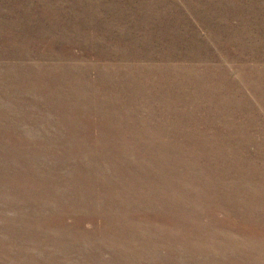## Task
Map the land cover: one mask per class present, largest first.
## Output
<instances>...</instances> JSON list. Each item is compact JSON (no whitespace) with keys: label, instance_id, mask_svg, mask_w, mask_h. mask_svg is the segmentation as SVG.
<instances>
[{"label":"rangeland","instance_id":"rangeland-1","mask_svg":"<svg viewBox=\"0 0 264 264\" xmlns=\"http://www.w3.org/2000/svg\"><path fill=\"white\" fill-rule=\"evenodd\" d=\"M263 170L264 0H0V264H264Z\"/></svg>","mask_w":264,"mask_h":264},{"label":"bare ground","instance_id":"bare-ground-1","mask_svg":"<svg viewBox=\"0 0 264 264\" xmlns=\"http://www.w3.org/2000/svg\"><path fill=\"white\" fill-rule=\"evenodd\" d=\"M239 42V41H238ZM37 68V67H36ZM255 68V67H254ZM10 69V68H9ZM13 69V68H12ZM17 69V68H16ZM33 69V68H32ZM64 69V68H63ZM31 70V69H30ZM34 70H35V68H34ZM10 71H11V69H10ZM9 73V72H8ZM23 76V75H22ZM21 76V77H22ZM168 76V75H167ZM186 76V75H185ZM20 77V76H19ZM20 77V78H21ZM180 77V76H179ZM22 78H24V77H22ZM31 78V77H30ZM33 78V77H32ZM27 79V78H26ZM116 79V78H115ZM176 79V78H175ZM38 81V80H37ZM51 81V80H50ZM176 81V80H175ZM190 81V80H189ZM30 82H31V79H30ZM36 83V82H35ZM68 83V82H67ZM169 83V82H168ZM37 84V83H36ZM29 85V84H28ZM159 85V84H158ZM258 85V84H257ZM36 86V85H35ZM155 86V85H154ZM29 88H31L30 86H29ZM171 88V87H170ZM26 89V88H25ZM33 89V88H32ZM31 89V90H32ZM162 90V89H161ZM28 91V90H27ZM29 92V91H28ZM13 94V93H12ZM139 94V93H138ZM56 95V94H55ZM178 95V94H177ZM9 99V98H8ZM177 99V98H176ZM232 99V98H231ZM51 100H52V97H51ZM132 100V99H131ZM158 101V100H157ZM15 102V101H14ZM53 102V101H52ZM50 103H51V101H50ZM200 103V102H199ZM180 104V103H179ZM184 104V103H183ZM204 104V103H203ZM148 106V105H147ZM232 106V105H231ZM161 107V106H160ZM189 108V107H188ZM204 110V109H203ZM242 114V113H241ZM199 115H201V114H199ZM243 115V114H242ZM244 120V119H243ZM204 121V120H203ZM127 133V132H126ZM135 134V133H134ZM105 135V134H104ZM114 136V135H113ZM105 138V137H104ZM112 145V144H111ZM141 146V145H140ZM108 147V146H107ZM167 148V147H166ZM129 149H130V147H129ZM150 149V148H149ZM163 150V149H162ZM55 151V150H54ZM6 153H8V152H6ZM106 154V153H105ZM58 157V156H57ZM20 158V157H19ZM113 158V157H112ZM33 161V160H32ZM7 162V161H6ZM119 163V162H118ZM7 167H8V165H7ZM120 167V166H119ZM135 167V166H134ZM195 168V167H194ZM103 169V168H102ZM101 169V170H102ZM187 169V168H186ZM10 170V169H9ZM50 170H52V169H50ZM258 170V169H257ZM212 171V170H211ZM264 171V170H263ZM4 172V171H3ZM84 172V171H83ZM192 172V171H191ZM245 172V171H244ZM90 173V172H89ZM132 174V173H131ZM262 174V173H261ZM112 175V174H111ZM247 175V174H246ZM10 176V175H9ZM195 176V175H194ZM104 177V176H103ZM113 177V176H112ZM242 177H243V175H242ZM245 177L246 176H244V179H245ZM249 177V176H248ZM247 178V177H246ZM192 179V178H191ZM240 179V178H239ZM243 179V178H242ZM244 179L243 180H241V182L242 181H244ZM69 181V180H68ZM146 181V180H145ZM251 181H253L252 179H251ZM38 182V181H37ZM88 182V181H87ZM114 182V181H113ZM161 182V181H160ZM240 182V183H241ZM256 182V181H255ZM264 182V181H263ZM21 183V182H20ZM171 183V182H170ZM204 183V182H203ZM224 183V182H223ZM13 184V183H12ZM120 184V183H119ZM186 184V183H185ZM245 184V183H244ZM127 185V184H126ZM103 186V185H102ZM127 187H129V186H127ZM243 187V186H242ZM16 188V187H15ZM89 188V187H88ZM183 188V187H182ZM258 188V187H257ZM244 189V188H243ZM157 190V189H156ZM97 191V190H96ZM100 191V190H99ZM142 191V190H141ZM150 191V190H149ZM262 191V190H261ZM95 192V191H94ZM113 192V191H112ZM215 192V191H214ZM194 193V192H193ZM262 194H263V191L261 192ZM48 194V193H47ZM101 194V193H100ZM105 194V193H104ZM107 195V194H106ZM120 195V194H119ZM123 195V194H122ZM126 195V194H125ZM182 196V195H181ZM193 196V195H192ZM262 196V195H261ZM260 196V197H261ZM126 197V196H125ZM264 197V196H263ZM89 199V198H88ZM103 199V198H102ZM120 199V198H119ZM130 199V198H129ZM83 200V199H82ZM220 200V199H219ZM107 202V201H106ZM99 203V202H98ZM124 203V202H123ZM129 206V205H128ZM125 208V207H124ZM234 210H235V208H234ZM172 212V211H171ZM202 212V211H201ZM172 216V215H171ZM67 235V234H66Z\"/></svg>","mask_w":264,"mask_h":264}]
</instances>
